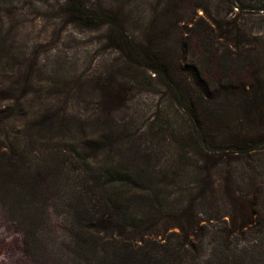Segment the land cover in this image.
I'll return each instance as SVG.
<instances>
[{
	"label": "trees",
	"instance_id": "obj_1",
	"mask_svg": "<svg viewBox=\"0 0 264 264\" xmlns=\"http://www.w3.org/2000/svg\"><path fill=\"white\" fill-rule=\"evenodd\" d=\"M250 1L122 0L145 11L146 32L139 39L126 34L129 13L122 7L103 0H55V17L68 25L110 26L109 40L127 68L146 67L161 78L181 124L158 139L146 128L134 129L127 114L118 124L115 113L125 112V95L103 84L98 116L87 123L92 130L84 138L72 136L73 128H82L72 118L51 107L29 111L20 104L36 80L32 64L0 60V191L16 196L14 209L26 234L31 227L34 235L48 217V197L41 181L22 184L23 175L33 167L36 145L54 140L55 166L46 175L55 177L64 166L69 181L64 226L71 252L83 264H264V111H259L264 97L250 81L233 99L230 87L212 88L204 61L193 56L194 28L179 25L193 19H184L186 11L201 9L199 19L209 29L205 36L254 51L246 23L237 20L238 12L264 11V0ZM1 28L0 59L12 54ZM227 100L232 111L247 108L253 115L245 123L228 120ZM242 163L249 173L239 169ZM29 242L27 235L24 243Z\"/></svg>",
	"mask_w": 264,
	"mask_h": 264
},
{
	"label": "rangeland",
	"instance_id": "obj_2",
	"mask_svg": "<svg viewBox=\"0 0 264 264\" xmlns=\"http://www.w3.org/2000/svg\"><path fill=\"white\" fill-rule=\"evenodd\" d=\"M90 1L95 4L101 2ZM103 1L115 8L122 7L123 12L129 13L128 20H124L126 34L130 37L140 35V39L147 26L143 8L130 2L123 5L122 0ZM54 2L49 0V4L44 5L34 0H0L1 38H10L6 40L9 49H12L10 58L3 54L0 60L10 64L26 60L27 64H32L31 72L36 79L26 89V97H22L20 104L29 111L38 107H51L54 114L72 118L82 128H73L70 135L84 138L92 130L87 123L98 116L100 87L105 84L125 95V112L121 109L115 113L118 124L127 114L124 119H132L134 129L146 128V132L157 134L156 139L176 133L180 128L181 117L166 94L161 78L146 67L127 68L128 63H124L121 54L109 40L110 26L78 29L68 25L55 17L57 9ZM245 3L250 4L251 1L245 0ZM234 12H237L236 9ZM171 13L174 15V9ZM184 15L186 20L193 19L189 23L180 22L179 25L194 28L195 33L190 31V46L196 52L193 56L204 61L212 88L218 84L230 87L228 99H233L239 96L243 84L250 81L254 83L255 89L259 88L255 91L256 95L264 97V11L248 15L238 12V22L246 23L250 32L248 40H252L254 51L249 52H241L243 48L221 45L213 34L205 36L204 31L208 33L209 29L206 28V21L199 19L203 15L201 9L188 10ZM141 17L144 20H140ZM185 44L189 45L187 41ZM262 102L259 103L260 112L264 111V100ZM211 103L218 104L216 100ZM223 106L228 120L240 118L241 123H245V117L253 115L247 113V108L238 107L232 111L229 100ZM19 121L24 120L15 119V123ZM150 123H154L153 129H148ZM255 126L260 128L258 124ZM57 147L54 140L36 145L35 152L31 154L33 167L30 173L23 175L22 184L36 186L41 181L48 197V217L40 222L34 235H30L31 227L30 233L26 234L20 224L21 217L13 204L16 196L7 197L4 196L5 192L0 191V264H83L73 256V245L69 242L64 226L69 186L64 166L55 171V177L46 175L55 166ZM261 149V156L264 157V144ZM62 154L63 149L59 155L60 162ZM239 169L243 174L249 173L245 163L240 164ZM14 186L20 189L18 182ZM27 235L30 242L25 245ZM257 244H261V241Z\"/></svg>",
	"mask_w": 264,
	"mask_h": 264
}]
</instances>
